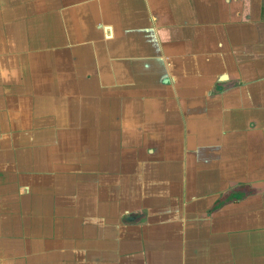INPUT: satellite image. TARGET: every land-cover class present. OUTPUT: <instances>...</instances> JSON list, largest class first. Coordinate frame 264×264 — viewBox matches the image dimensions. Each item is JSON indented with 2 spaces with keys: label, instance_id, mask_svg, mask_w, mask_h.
<instances>
[{
  "label": "crops",
  "instance_id": "0c3cea01",
  "mask_svg": "<svg viewBox=\"0 0 264 264\" xmlns=\"http://www.w3.org/2000/svg\"><path fill=\"white\" fill-rule=\"evenodd\" d=\"M0 264H264V0H0Z\"/></svg>",
  "mask_w": 264,
  "mask_h": 264
}]
</instances>
